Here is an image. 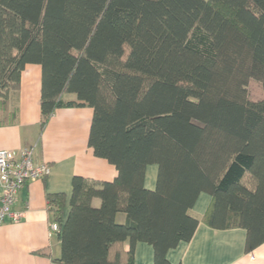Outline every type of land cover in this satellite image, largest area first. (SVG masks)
Listing matches in <instances>:
<instances>
[{"label":"trees","instance_id":"16d2710c","mask_svg":"<svg viewBox=\"0 0 264 264\" xmlns=\"http://www.w3.org/2000/svg\"><path fill=\"white\" fill-rule=\"evenodd\" d=\"M28 64L41 68V127L91 108L88 146L117 173L74 176L66 216L65 196H47L55 263L134 264L145 243L170 264L201 193L206 225L244 229L246 252L264 242V0H0V124L14 122L8 99Z\"/></svg>","mask_w":264,"mask_h":264},{"label":"crops","instance_id":"0c3cea01","mask_svg":"<svg viewBox=\"0 0 264 264\" xmlns=\"http://www.w3.org/2000/svg\"><path fill=\"white\" fill-rule=\"evenodd\" d=\"M40 89V66L26 65L17 92L8 99L10 111L15 113L14 122L0 124V150L18 156L23 148L32 147L34 162L50 167V174L45 179L28 183L18 193L13 211L21 214V219L18 222L6 220L0 225V264H57L53 259L59 256L60 244L57 233L50 229L53 222L47 196H65L66 216L74 176L110 182L117 175L114 166L96 158L88 146L92 109H58L41 127ZM2 120L0 115V122ZM156 176L157 167L148 166L145 189H155ZM210 202L208 194L198 196L189 211V215L198 220V226L189 242L168 251L167 261L170 264H264V242L246 252L244 229L217 230L206 225L204 216ZM93 205L98 206L99 201L94 200ZM117 221L124 222V216L117 215ZM124 249H127V243ZM133 262L153 264L152 247L137 243Z\"/></svg>","mask_w":264,"mask_h":264},{"label":"built area","instance_id":"2783aa9c","mask_svg":"<svg viewBox=\"0 0 264 264\" xmlns=\"http://www.w3.org/2000/svg\"><path fill=\"white\" fill-rule=\"evenodd\" d=\"M34 149L23 148L19 155L8 150H0V225L6 220L18 222L21 214L13 211L18 193L30 182L43 180L50 174L46 163H35ZM57 232L55 224L50 225Z\"/></svg>","mask_w":264,"mask_h":264},{"label":"rangeland","instance_id":"374dc122","mask_svg":"<svg viewBox=\"0 0 264 264\" xmlns=\"http://www.w3.org/2000/svg\"><path fill=\"white\" fill-rule=\"evenodd\" d=\"M247 92L250 100H259L261 97V88L257 82H251L247 86Z\"/></svg>","mask_w":264,"mask_h":264}]
</instances>
